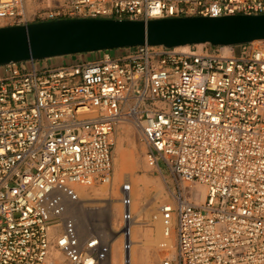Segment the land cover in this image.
<instances>
[{
    "label": "built area",
    "instance_id": "2783aa9c",
    "mask_svg": "<svg viewBox=\"0 0 264 264\" xmlns=\"http://www.w3.org/2000/svg\"><path fill=\"white\" fill-rule=\"evenodd\" d=\"M0 0V21L264 13V0ZM187 49L141 44L93 60L0 66V264H102L67 202L113 179V134L135 129L173 181L157 213L175 255L160 264H264V40ZM205 187L197 204V187ZM123 248L133 217L121 184ZM166 245V241L162 242ZM125 263L127 260L125 259Z\"/></svg>",
    "mask_w": 264,
    "mask_h": 264
},
{
    "label": "water",
    "instance_id": "95a60500",
    "mask_svg": "<svg viewBox=\"0 0 264 264\" xmlns=\"http://www.w3.org/2000/svg\"><path fill=\"white\" fill-rule=\"evenodd\" d=\"M257 40H264V13L38 19L0 26V66L104 50L118 53L141 44L237 46Z\"/></svg>",
    "mask_w": 264,
    "mask_h": 264
},
{
    "label": "bare ground",
    "instance_id": "6f19581e",
    "mask_svg": "<svg viewBox=\"0 0 264 264\" xmlns=\"http://www.w3.org/2000/svg\"><path fill=\"white\" fill-rule=\"evenodd\" d=\"M178 48L184 50L188 48V45L179 46ZM225 48L229 49L228 45H226ZM120 126L123 128V132H125L126 134V140L128 141L130 147H124L122 138H118L116 140L115 162L118 170L116 177H114V180H112L110 184L108 183L105 184V186L103 185V188L101 190L96 189V187H94L93 185L78 186L77 190L79 198L75 201H71L63 195L62 197L67 202L66 214L75 219L80 237L85 238L93 234L100 238L101 249L103 254L102 264H152V262L155 258H157L158 255L161 258L172 257L175 255L174 234L171 233L169 237H164L161 221L158 218V215H155L156 213H154L152 216V222L154 223V227H148L149 229L146 228L148 230L143 231V234L141 236H136V230L134 227L136 223L140 221V218L138 217L142 215L144 206L149 203L148 201L144 203V195L147 194L146 192L148 190H145L147 186L146 183V186H144L145 188H138L139 186H136V181L132 179L131 173L139 166L137 160L138 147L136 146L134 138L131 137L133 130L128 126L126 127V124H122ZM133 129L135 128L133 127ZM144 174L142 175L143 178ZM160 175L162 180L166 182V179L162 172H160ZM138 180L140 181V179ZM124 181H127L131 184L132 203L130 206V211L133 213V217L129 220V222L126 223V226L130 229V235L126 238L127 243L129 245V249L126 251L123 248L124 236L120 230L122 225L124 224L122 218L124 207L120 199L122 193L121 184ZM161 190H158V194L161 193ZM197 191L198 193L195 202L197 204H200L205 198L206 190L202 186L197 187ZM98 194H101L100 196H102V199L105 200L103 201V203L95 204V202H89V200L93 199L94 195ZM153 197H151V199H154ZM158 207L154 208L157 209ZM116 211L118 212V216L116 215ZM148 223H150V221ZM137 226L138 225H136V227ZM165 241L166 245L164 246L162 245V242ZM136 256H138L137 259ZM125 259L127 260V263H125Z\"/></svg>",
    "mask_w": 264,
    "mask_h": 264
},
{
    "label": "rangeland",
    "instance_id": "374dc122",
    "mask_svg": "<svg viewBox=\"0 0 264 264\" xmlns=\"http://www.w3.org/2000/svg\"><path fill=\"white\" fill-rule=\"evenodd\" d=\"M25 3L27 4V9H28V11H30L31 9H32V7H33V4H32V0H25ZM45 16H43V17H37V16H34V15H32V14H30V12H28L27 14H26V16H24V20H26V21H33V20H38V19H40V18H44ZM7 21H0V26H4V25H8L7 23H6ZM11 25V24H10ZM114 53H117V52H114ZM82 54H87V53H82ZM89 55H93V57H96L97 55H99V54H97V53H92V54H89ZM130 127L132 130H133V132H132V135H131V137L132 138H134V141L136 142V146L138 147V156H137V160H138V164H139V166L131 173V175H132V179L133 180H135L136 181V186L138 187V188H140V187H144V186H146V188H145V190H148L146 193L147 194H145L144 195V203H146L147 201L149 202V203H147L145 206H144V210L142 211V215L140 216V217H138V218H140V223L138 222V223H136V225H138L137 227H136V225H135V234H136V236L137 237H139V236H141L143 233V231H147L149 228L148 227H154V223L152 222V216H153V214L154 213H157V210H158V208L157 209H155L154 207H158L159 205H160V202H161V204L163 203V202H165V201H168L170 198H171V196H170V188L171 187H173V181H172V179H171V175H170V173H169V171H168V168H167V166H166V164L164 163V161L163 160H161L159 163H160V166H161V169H162V173H163V175H164V177H165V179H166V182H164L163 180H162V178H161V175H160V172L158 173L157 171H154L153 169H151V168H149L148 166H147V164H146V161H145V151H146V146H145V144L143 143V141L141 140V138H140V136L138 135V133L136 132V130L135 129H133V127H131L130 125H128V124H126V127ZM122 131H121V130ZM124 130H123V128L121 127V126H118L117 127V129L115 130V132H114V134H113V141H114V145H113V157H114V174H113V179L112 180H114V177H116V175H117V165H116V162H115V157H116V151H115V148H116V140L118 139V138H122V142H123V144H124V147H130V145H129V143H128V141L126 140V134H125V132H123ZM118 133V134H117ZM121 136V137H120ZM125 136V137H124ZM140 167V168H139ZM140 169V170H139ZM145 173V174H144ZM135 174V175H134ZM144 174V178L142 177V175ZM141 175V176H140ZM148 176V177H147ZM142 177V178H141ZM138 179H140V181L138 180ZM149 179V180H148ZM153 179V180H152ZM138 180V181H137ZM149 182H148V181ZM145 181H147L148 182V184H147V182H145ZM153 181H154V183H153ZM112 182V181H111ZM110 182V183H111ZM142 182V183H141ZM156 182V183H155ZM109 183V184H110ZM145 183H146V185H145ZM141 184V185H140ZM103 185L105 186V183H98V184H95V185H93L94 187H96V189H99V190H101L102 188H103ZM151 186V187H150ZM203 185H200V184H198V186H197V184H196V187H202ZM153 187V188H152ZM159 187V188H158ZM148 188V189H147ZM151 188V189H150ZM158 188V189H157ZM161 188H162V190H161ZM203 188H205L204 186H203ZM157 189V190H156ZM158 190H161V193H159L158 194ZM156 192V193H155ZM167 192V193H166ZM151 193V194H150ZM158 194V195H157ZM99 196L101 195V194H98ZM98 195H94L93 196V199H91V200H89V202H95V204H101V203H103V201H105L104 199H102V196H98ZM98 196V197H97ZM148 196V197H147ZM154 196V197H153ZM155 196H156V198H155ZM159 198H158V197ZM150 197V198H149ZM151 197H153L154 199H151ZM96 198V199H95ZM146 198V199H145ZM149 198V199H148ZM159 199H161V200H159ZM151 202H150V201ZM154 202H156V203H154ZM150 206H149V205ZM153 204V205H152ZM154 209H153V208ZM151 210H150V209ZM150 211V217H149V211ZM116 215L118 216V212L116 211ZM145 220H147V221H145ZM143 221V222H142ZM150 221V223H148ZM150 225V226H149ZM141 227V228H140ZM146 228H148V229H146ZM145 229V230H144ZM121 230V229H120ZM137 257L138 256H136V259H137ZM161 257H159V255L157 256V258H155L154 259V261L152 262V264H160V262H161Z\"/></svg>",
    "mask_w": 264,
    "mask_h": 264
},
{
    "label": "crops",
    "instance_id": "0c3cea01",
    "mask_svg": "<svg viewBox=\"0 0 264 264\" xmlns=\"http://www.w3.org/2000/svg\"><path fill=\"white\" fill-rule=\"evenodd\" d=\"M89 54H92V53H87V54L79 53V54H72V55H67L63 57L43 59V60L38 61V64L40 66H56V65H60L62 63H67L71 61L93 60L96 58V57H93V55H89Z\"/></svg>",
    "mask_w": 264,
    "mask_h": 264
}]
</instances>
